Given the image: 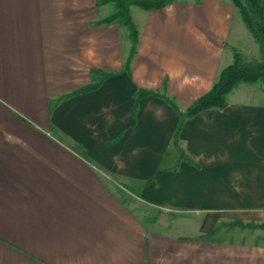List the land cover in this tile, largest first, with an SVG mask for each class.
I'll use <instances>...</instances> for the list:
<instances>
[{
	"label": "crops",
	"instance_id": "obj_1",
	"mask_svg": "<svg viewBox=\"0 0 264 264\" xmlns=\"http://www.w3.org/2000/svg\"><path fill=\"white\" fill-rule=\"evenodd\" d=\"M100 1L0 0V264H264V230L234 225L264 223V84L174 140L244 54L239 10L132 6L127 68L128 28Z\"/></svg>",
	"mask_w": 264,
	"mask_h": 264
},
{
	"label": "trees",
	"instance_id": "obj_2",
	"mask_svg": "<svg viewBox=\"0 0 264 264\" xmlns=\"http://www.w3.org/2000/svg\"><path fill=\"white\" fill-rule=\"evenodd\" d=\"M176 1L178 0L100 1L101 4L114 2L116 6V11L100 20V23L109 24L115 21H120L130 31L132 47L126 63L127 68L130 67L132 59L137 53L140 36L138 27L131 12V7L137 6L147 11L158 10L165 8ZM232 2L234 6L239 10L242 20L245 23L247 29L259 44V57L254 59H247L241 50H239L238 48L233 49V62L226 66L220 72V75L217 81L214 83L212 89L203 96L196 99L186 109V111H180L182 118L175 133L174 140L176 145H178L179 135L185 121L188 118H192L204 110L226 107L228 94L241 82L250 84L261 82L264 84V0H232ZM95 87H97V85H90L83 91L85 92ZM150 93V91H140V94L143 95ZM168 100L176 109H178L173 100ZM234 225L248 227L251 229L264 230V223H243L241 221H237L234 223Z\"/></svg>",
	"mask_w": 264,
	"mask_h": 264
},
{
	"label": "rangeland",
	"instance_id": "obj_3",
	"mask_svg": "<svg viewBox=\"0 0 264 264\" xmlns=\"http://www.w3.org/2000/svg\"><path fill=\"white\" fill-rule=\"evenodd\" d=\"M112 6L115 8V6L113 4H112ZM240 19H242V18L240 17ZM241 22L243 23V20H241ZM244 28H245V32H246L247 37H249L248 38L249 42L246 43V41H245L246 39H242L241 40L242 41L241 48H243V50L245 51L244 54H246L247 59L258 58L259 54H260L259 44L254 39V37L252 36V34L249 32V30L247 29V27L245 25H244ZM128 31H129V29H128ZM129 33H130V31H129ZM249 233H250V235H249L250 242H254L256 240V237L258 238L259 242H264V238L256 236L257 232L250 230Z\"/></svg>",
	"mask_w": 264,
	"mask_h": 264
}]
</instances>
